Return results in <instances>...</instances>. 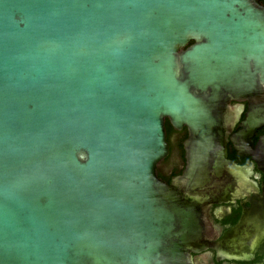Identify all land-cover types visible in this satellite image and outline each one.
Masks as SVG:
<instances>
[{"label":"water","instance_id":"water-1","mask_svg":"<svg viewBox=\"0 0 264 264\" xmlns=\"http://www.w3.org/2000/svg\"><path fill=\"white\" fill-rule=\"evenodd\" d=\"M263 88L259 0H0V264H192L230 195L229 103ZM166 120L187 129L172 183ZM262 123L250 106L248 146ZM229 236L246 259L264 226Z\"/></svg>","mask_w":264,"mask_h":264},{"label":"flooded vegetation","instance_id":"flooded-vegetation-1","mask_svg":"<svg viewBox=\"0 0 264 264\" xmlns=\"http://www.w3.org/2000/svg\"><path fill=\"white\" fill-rule=\"evenodd\" d=\"M259 1L264 4V0ZM254 97L253 101L243 99L229 103L231 120L222 130L226 167L221 175L220 187H227L230 195L217 198L227 202L214 203L206 208L204 214L207 227L204 235L210 237L211 241L209 247L191 255L192 264H264V240L246 259H227L222 257L221 253L230 247L229 243L234 242L232 236H229V231L238 224L244 213L260 219L264 226V123L251 135V146L240 138L241 123L250 106L262 107L264 115V88L262 94ZM186 137L185 127L180 130L172 128L166 132L168 155L155 169L157 176L166 183H172L185 168L182 144ZM234 168L240 171L235 177L229 173ZM246 249L243 248L244 251Z\"/></svg>","mask_w":264,"mask_h":264},{"label":"trees","instance_id":"trees-1","mask_svg":"<svg viewBox=\"0 0 264 264\" xmlns=\"http://www.w3.org/2000/svg\"><path fill=\"white\" fill-rule=\"evenodd\" d=\"M166 132L171 131L172 127L170 126L169 122L166 120L165 122Z\"/></svg>","mask_w":264,"mask_h":264}]
</instances>
